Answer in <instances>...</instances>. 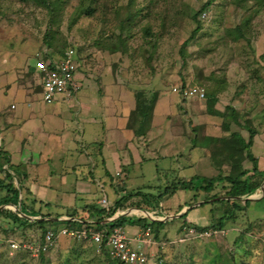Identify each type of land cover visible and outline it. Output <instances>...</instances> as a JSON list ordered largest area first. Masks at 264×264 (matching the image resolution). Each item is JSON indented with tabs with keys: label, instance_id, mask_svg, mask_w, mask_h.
Here are the masks:
<instances>
[{
	"label": "crops",
	"instance_id": "1",
	"mask_svg": "<svg viewBox=\"0 0 264 264\" xmlns=\"http://www.w3.org/2000/svg\"><path fill=\"white\" fill-rule=\"evenodd\" d=\"M23 61L15 58L8 65L7 76L0 77V180L10 173L19 191V201L11 204L9 190L0 188V211L24 208L64 225L76 221L77 215L84 216L86 207L103 209L98 202L106 195L113 209H127L136 202L142 209L154 210L152 222L166 226L167 230L160 232L171 237L184 225L206 228L221 220L217 200L205 204L208 195L197 187L160 197L173 182L219 174L207 149L195 146V133L188 132L198 115L192 101L203 100L181 98L171 89H161L158 79L150 82L153 92L147 89L141 94L144 97L138 96L130 75L126 79L114 74L104 77L100 87L80 69L83 90L74 98L58 96L49 104L42 95L43 75ZM145 104L149 106L144 109L146 114L141 111ZM203 108L201 104L199 111ZM209 119L213 120L198 118L199 125L208 128V122H213ZM178 126L184 129L180 135L174 132ZM242 137L251 142V155L264 173V132ZM244 165L253 168L249 159ZM119 169L125 176L122 188L114 184ZM230 169V163L225 162L222 175L226 177ZM222 187L219 185L213 195ZM136 193L143 198L136 196L118 206L122 198ZM239 203L246 209L235 226L248 225L251 233L264 231V181L259 191ZM13 227L11 220L0 218V228ZM236 228H230L233 233L228 237L236 234ZM126 229L132 235L144 228L135 224Z\"/></svg>",
	"mask_w": 264,
	"mask_h": 264
},
{
	"label": "rangeland",
	"instance_id": "2",
	"mask_svg": "<svg viewBox=\"0 0 264 264\" xmlns=\"http://www.w3.org/2000/svg\"><path fill=\"white\" fill-rule=\"evenodd\" d=\"M207 1L134 0L129 8L131 0H58L56 11L51 13L34 0H0V77L7 76L8 65L17 57L39 71L37 52L47 49L61 56V51L74 49L80 69L100 87L104 77L114 74L118 79L133 76L138 96L147 89L153 92L150 82L157 79L161 89L172 92L176 87L204 88L205 100L192 101L198 115L188 132L195 133V146L209 137L229 138L233 132L245 137L250 131L264 132V0H216L198 16L201 28L194 33L198 27L195 14ZM86 6H90L89 12L78 15L79 8ZM131 11L136 18L120 30L119 21ZM48 33L50 40L46 42ZM148 84L149 88L138 90ZM212 94L219 99L213 114L206 111L208 95ZM201 104L206 107L203 112L199 111ZM143 106L142 111H146L148 105ZM228 108L239 118V124H230L229 130L226 125L232 113H227ZM209 117L213 122H208V128L199 125L198 118L208 121ZM181 127L175 128L176 135L184 132ZM205 133L208 136L204 139ZM140 205L135 202L129 206ZM238 205L242 209L238 212L240 221L246 208ZM231 225L237 227L232 237H228L233 233L229 227L222 237L169 243L151 264H264L263 229L251 233L248 225ZM154 226L161 232L167 230L160 223ZM40 232L32 227L13 239H34ZM161 232L157 241L168 242L177 236ZM6 241L0 243V264H118L99 254L94 245L65 237L58 238L44 261L26 253L11 255Z\"/></svg>",
	"mask_w": 264,
	"mask_h": 264
},
{
	"label": "built area",
	"instance_id": "3",
	"mask_svg": "<svg viewBox=\"0 0 264 264\" xmlns=\"http://www.w3.org/2000/svg\"><path fill=\"white\" fill-rule=\"evenodd\" d=\"M35 58L38 61V70L43 75L42 95L46 103H53L58 96L74 98L83 90L84 83L79 79L80 60L74 49L67 50L63 56L53 55L52 52L44 49L37 52ZM173 92L185 99L205 100L206 98V91L201 87H176ZM124 180L125 176L122 169L114 173L115 186H121ZM98 206L107 211L113 209V204L106 195L98 202ZM123 216L142 217L152 222L156 218V213L154 210L139 207L115 209L114 215L107 218L103 223L114 222ZM20 217H24V215L20 214ZM226 234L227 231L223 229H202L195 225H184L174 239L164 242L157 241L155 229L151 226L131 235L122 226L115 227L111 231L98 230L96 221L89 219L80 228L52 225L47 228L42 238L37 237L32 240L14 238L6 242L11 255L27 253L38 258L41 255L50 253L58 238L65 237L74 242H85L94 245L99 254L107 256L116 263L151 264L153 259L159 257L160 251L164 250L169 243L183 244L186 242L207 241ZM3 241L4 239L0 237V243ZM262 241L264 244V238Z\"/></svg>",
	"mask_w": 264,
	"mask_h": 264
},
{
	"label": "trees",
	"instance_id": "4",
	"mask_svg": "<svg viewBox=\"0 0 264 264\" xmlns=\"http://www.w3.org/2000/svg\"><path fill=\"white\" fill-rule=\"evenodd\" d=\"M34 1L44 5L47 9L51 11V13L55 12L58 7L57 6L58 0H34ZM215 1L216 0H208L203 6L202 10L195 14L194 19L197 21L198 27L194 33L199 32L201 28L200 27L201 23L200 21L197 20L198 16H200V14L208 7H212ZM133 2L134 0H131L129 8L132 7ZM89 9L90 6L81 7L77 11V13L78 15H80L83 12H89ZM136 16L137 14L135 12L132 11L128 12L127 17L119 21L120 30L123 31L127 25H130L134 21ZM239 31L243 32L242 28L241 29L239 28ZM45 40L46 42L50 40L49 33L46 34ZM120 42L125 46V41L123 38L120 39ZM60 54L61 56H63L65 52L61 51ZM218 101L219 99L218 97H216L215 94L208 95L207 110L209 113L212 114L214 113V108L218 103ZM147 107L149 108V106ZM142 110L143 107H141V111ZM230 112L232 113V116H230L231 120L229 119L230 121L226 125L227 130H229L230 124L232 123L239 124V118L238 115L236 114V111L232 108H228L227 113ZM227 116L228 114L224 116L225 117L224 119H226ZM250 132L252 136L255 134L254 131H250ZM199 145L209 150L211 162L214 168L219 170V174L216 177H212V178L193 177L191 179H181L178 182L173 183V186L167 187L165 189V192L160 197L166 194H174L178 190H192L193 188L197 187L198 191L200 190L208 195L205 204H208V202L210 201L217 200L216 202H218V204L220 205L221 211L223 213V217L218 223L202 229L218 228V229L226 230L225 229L226 224H228L229 222L235 223L238 220V212L242 210L238 205V202L242 198L249 197L261 189L264 181V173L259 171L257 161L251 155V151H250L251 142L249 141L247 143L243 139L240 133L233 132L229 138L209 137L206 138L205 141L201 142ZM1 155L2 153L0 151V156ZM247 159L251 160V162L253 163L252 170L245 168L244 163ZM227 161L230 163L231 169L229 174L226 177H224L222 175L221 165L223 162H227ZM218 184H221L223 186L221 192L213 195V193L217 189ZM122 186L123 185L119 186V188L120 187L122 188ZM0 188L9 190V192L12 195V199L9 200L12 201L10 202L11 204H15L17 201H19V191L14 187V178L10 173H7L6 177L3 180H0ZM136 196L142 197L140 193L129 194L118 202L119 204L118 206H120L122 202L126 203ZM9 201H5V202L9 204ZM115 209L107 211L106 209L93 210L90 207H86L82 211L83 213H85L84 216L77 215L76 221H68L64 225H67L70 228H80L82 227L83 223H85L89 219H92L96 221L98 230L105 229L107 231H111L118 226H122L126 228L128 225L139 224L144 229H146L149 226L153 227L155 223H160V222H149L147 219L142 217L123 216L115 220L113 223L104 224L103 222L107 218L114 215ZM20 214H25V217H20ZM30 216L37 217V219L32 220ZM46 217H47L46 215L37 216L35 214V211L33 213H27L24 208L18 212L2 210L0 211V218L11 220L12 224H14V227L9 229L0 228L1 229L0 233L8 234L7 235L8 237L4 236L3 234H0V237H3L4 240L13 239V237L16 236L18 231L24 232L25 230L33 227L36 230L41 231L40 233H37L36 238L37 237L42 238L45 235L48 227L52 225H56V227L61 226V224H59L58 222L46 220L45 219ZM16 224L17 226H15ZM155 231H156V239H159L160 230L156 228ZM28 239L32 240L33 237ZM26 255L28 254L26 253ZM39 258L41 259V261H44L46 255H41ZM118 264H122V263H118Z\"/></svg>",
	"mask_w": 264,
	"mask_h": 264
}]
</instances>
